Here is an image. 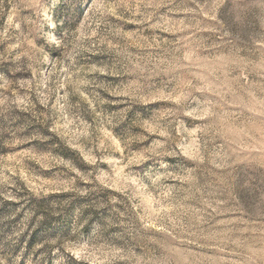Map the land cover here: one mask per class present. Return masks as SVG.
<instances>
[{
	"label": "rangeland",
	"instance_id": "1",
	"mask_svg": "<svg viewBox=\"0 0 264 264\" xmlns=\"http://www.w3.org/2000/svg\"><path fill=\"white\" fill-rule=\"evenodd\" d=\"M0 264H264V0H0Z\"/></svg>",
	"mask_w": 264,
	"mask_h": 264
}]
</instances>
